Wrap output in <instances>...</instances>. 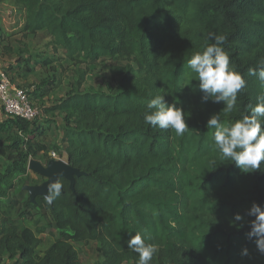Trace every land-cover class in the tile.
Wrapping results in <instances>:
<instances>
[{"label": "trees", "instance_id": "trees-1", "mask_svg": "<svg viewBox=\"0 0 264 264\" xmlns=\"http://www.w3.org/2000/svg\"><path fill=\"white\" fill-rule=\"evenodd\" d=\"M39 32L52 36L76 66L115 59L119 80L108 91L83 87L81 70L65 97L42 108V116L63 115L65 148L39 144L37 120H0V257L13 264H85L75 243L96 241L98 264H137L128 241L146 233L145 243L158 248L151 264H264L247 235L254 219L248 209L253 203L264 208V164L243 173L221 158L214 129L206 127L220 112L222 123L241 119L264 95V85L249 75L264 59V0H0V58L16 52L7 39ZM210 34L225 37L220 46L246 81L232 113L223 112L222 102L202 101L198 77L188 68L195 53L214 43ZM18 52L17 72L31 62ZM52 82L33 94L45 98ZM157 94L185 112L184 135L144 123ZM53 150L86 173L76 178L75 191L60 177L61 196L53 204L43 195L33 202L24 189L37 184L30 160L50 151L48 162ZM20 191L28 192L23 227L2 207ZM42 210L50 221L29 217ZM236 214L243 227L232 224ZM44 233L55 240L38 254Z\"/></svg>", "mask_w": 264, "mask_h": 264}, {"label": "clouds", "instance_id": "clouds-1", "mask_svg": "<svg viewBox=\"0 0 264 264\" xmlns=\"http://www.w3.org/2000/svg\"><path fill=\"white\" fill-rule=\"evenodd\" d=\"M214 43L207 45L202 52L195 53L187 62L188 68L198 77V88L203 93L202 101L207 103H223V112L232 113L237 105L238 93L246 86L242 75L230 65L228 54L222 49L225 41L223 35L210 34ZM249 75L257 76L264 85V59L257 63L256 69H249ZM143 121L152 128L174 130L182 136L188 131L186 116L183 109L175 104L168 105L164 94H157L147 104V111L143 114ZM206 127L214 129L213 140L220 156L224 160L234 163L243 173L261 170L264 164V95L257 97V103L251 107L250 114L232 122L230 125L221 122V112L212 114ZM63 158V157H62ZM63 185L54 180L48 185L45 202L53 204L60 196ZM247 215L254 217L250 221L248 237L255 238L257 251L264 254V208L253 203ZM244 217L234 216L232 224L243 227ZM147 234L136 233L128 241V249L137 253V264H151L158 248L155 244H146ZM242 255H248L245 248Z\"/></svg>", "mask_w": 264, "mask_h": 264}, {"label": "rangeland", "instance_id": "rangeland-1", "mask_svg": "<svg viewBox=\"0 0 264 264\" xmlns=\"http://www.w3.org/2000/svg\"><path fill=\"white\" fill-rule=\"evenodd\" d=\"M7 40L9 44L13 45L16 51L11 55H7L8 58L4 60L9 74L16 84L30 91L32 100L40 106V108L49 107L59 99L65 97L79 80V71L81 70L85 72L83 87L93 85L96 88L108 91L118 83L119 78L113 73V66L119 63L115 59L105 57L92 64H82L81 67L76 66L69 61L62 49L55 47L53 37L45 32L29 34L27 36L19 34ZM20 50L25 52V56H29L31 62L29 66L22 64L18 69L19 72H17L18 66L16 65H18V51ZM46 59H52L53 62L51 64H46L44 62ZM48 79H51L53 84L46 86L48 87L46 97L41 99L36 94H33V91H35L39 85H43V82ZM36 125H41V131L35 139L39 144L51 147V145L58 143L62 148H65L66 142L64 141L62 128L63 115L56 114L53 117L44 115L36 121ZM48 155H50V151H42L31 159H37L47 164L46 159ZM63 159L66 160V157H63ZM31 175H33L32 177H34L37 184H41L47 179L32 169ZM27 193V191H20L13 197L11 202L8 200L2 203L3 209H7L11 212L13 222L19 224L21 227L29 223V220H25V218L20 216L22 209L21 202L26 195H28ZM30 216L35 219H40L42 223L51 220L48 210H42V212L39 213L33 212L29 217ZM41 237L43 238V242L37 249L38 254H42L55 240L54 236L49 233H44ZM75 246L78 249L83 263L98 264V262L101 261L102 254L98 250V243L96 241L75 243ZM13 262L14 260L8 257H0V264H13Z\"/></svg>", "mask_w": 264, "mask_h": 264}, {"label": "built area", "instance_id": "built-area-1", "mask_svg": "<svg viewBox=\"0 0 264 264\" xmlns=\"http://www.w3.org/2000/svg\"><path fill=\"white\" fill-rule=\"evenodd\" d=\"M6 64L0 65V101L4 112L8 116H20L30 121L39 120L43 115V110L31 97L30 91L16 84L9 72ZM53 158H62L56 151H52Z\"/></svg>", "mask_w": 264, "mask_h": 264}, {"label": "water", "instance_id": "water-1", "mask_svg": "<svg viewBox=\"0 0 264 264\" xmlns=\"http://www.w3.org/2000/svg\"><path fill=\"white\" fill-rule=\"evenodd\" d=\"M29 168L47 178L41 184H27L24 186L33 202L36 201L38 195L45 196L48 191V185L54 180H59L60 177L68 179L71 189L75 191L76 178L86 173L63 158H52L47 164L37 159H31Z\"/></svg>", "mask_w": 264, "mask_h": 264}, {"label": "crops", "instance_id": "crops-1", "mask_svg": "<svg viewBox=\"0 0 264 264\" xmlns=\"http://www.w3.org/2000/svg\"><path fill=\"white\" fill-rule=\"evenodd\" d=\"M6 58H8L7 56H3V58H0V65L1 64H6V62L4 60H6ZM8 117V115L4 112L3 107H2V103L0 101V120L6 119Z\"/></svg>", "mask_w": 264, "mask_h": 264}]
</instances>
